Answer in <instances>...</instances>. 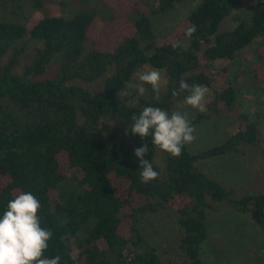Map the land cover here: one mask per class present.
I'll return each mask as SVG.
<instances>
[{"label":"trees","instance_id":"16d2710c","mask_svg":"<svg viewBox=\"0 0 264 264\" xmlns=\"http://www.w3.org/2000/svg\"><path fill=\"white\" fill-rule=\"evenodd\" d=\"M189 1L137 0L138 7L123 13L132 31L101 49L90 29L95 19L112 24L117 15L104 0H0V215L18 193L32 192L41 202V226L53 232L45 256L59 255L60 264H204L208 211L219 205L246 216L264 239V185L225 187L198 167L236 154L262 164L252 177L264 180L261 126L239 112L237 98L240 89H261L255 69L214 88L226 71L216 65L243 50L264 65V0H198L181 35L158 43L156 18ZM49 4L57 14L48 13ZM35 14L40 18L30 25ZM228 18L234 25L220 27ZM191 25L197 31L187 39ZM177 41L182 47L174 50ZM146 68L168 80L158 98L148 85L143 97L131 87ZM240 74L248 86L239 83ZM182 80L205 85L212 98L189 119L193 127L221 111L241 126L196 154L185 145L175 158L151 137L133 135L131 126L142 107L169 112L183 102L189 93L171 94ZM145 144V159L159 173L149 183L141 181L134 155ZM120 181L145 203L133 206L114 188ZM173 211L179 239L169 250L151 232ZM258 247L247 246L251 264H261Z\"/></svg>","mask_w":264,"mask_h":264},{"label":"rangeland","instance_id":"374dc122","mask_svg":"<svg viewBox=\"0 0 264 264\" xmlns=\"http://www.w3.org/2000/svg\"><path fill=\"white\" fill-rule=\"evenodd\" d=\"M116 12L114 22L112 24H104L98 18L95 19L89 35L96 40V44L101 49H110L112 44L117 40L119 35L129 34L132 29L125 20L123 13L126 10H131L139 6L137 0H104ZM198 0L189 1L186 4L178 6L172 13L166 16L156 18L154 30L158 43L169 42L180 36L185 26L187 25L186 16ZM245 2L243 5L246 7ZM143 9V8H141ZM46 10L50 14H57L58 9L52 5H47ZM144 10V9H143ZM146 11V10H145ZM40 15L35 14L31 18L30 25L36 22ZM234 25L233 21L228 18L221 24L222 28H231ZM264 56V48L261 50ZM251 66L255 69L258 77L257 84L260 85V90L251 88L250 90L240 89L237 94L238 110L241 113H246L250 119L257 121L261 126V137L264 140V65L255 64L254 57L250 49L241 51L236 58L227 63L216 65V69L225 68L226 71L219 74L221 83L214 85L215 89H219L227 79L232 78L239 72L244 71L246 67ZM149 70V69H144ZM143 71V70H142ZM239 83L249 85V82L240 74L238 77ZM138 83L136 78L135 84ZM93 91H97L98 87L94 86ZM130 93H133L131 90ZM212 98L210 93L205 97L204 105ZM251 100L252 102H249ZM161 109V108H160ZM187 112L189 119L196 113L200 112L183 104L176 102L172 105L169 113L173 111ZM239 122L236 117L221 111L219 116H214L209 120L197 124L194 132L195 140L191 144H187L188 151L196 154L199 151L210 148L218 144L224 134L234 132L239 127ZM241 126V125H240ZM264 143V141H263ZM64 166V165H63ZM62 166V167H63ZM263 165L258 162H251L246 156L228 154L227 156L201 161L198 167L211 178L217 180L225 187H248L251 189L259 188L264 185V180L261 178H253L258 167ZM71 174V171H67ZM114 188L118 192H123L128 195L133 206H139L145 203V199L134 193H128L122 181L113 182ZM155 230L151 234L164 246L166 249L177 247L179 236L175 228V212H171V217L155 221ZM207 228L209 239L202 246V259L204 264H251L247 253V246L255 244L261 247V251L255 252L257 257L262 258L261 264H264V239L251 225L248 218L240 215L225 205H219L214 211H208ZM258 247V248H259ZM73 255H76L74 251Z\"/></svg>","mask_w":264,"mask_h":264},{"label":"clouds","instance_id":"9594fccd","mask_svg":"<svg viewBox=\"0 0 264 264\" xmlns=\"http://www.w3.org/2000/svg\"><path fill=\"white\" fill-rule=\"evenodd\" d=\"M196 25L187 27L184 35L191 39L196 33ZM182 47L177 41L173 49ZM146 67V66H145ZM138 83L131 85L139 96L146 94V87H151L159 97L161 91L168 85V80L161 70L149 69L136 73ZM181 92L189 93L184 97L183 104L190 108L206 111L204 100L208 95L205 85H189L185 81L179 84V90L171 94L177 97ZM127 94V93H125ZM131 133L142 139L151 137L152 144L162 152L178 158L187 144L195 140V128L192 126L187 112L161 110L158 107H142L140 114L133 115ZM149 151L147 144L135 149L134 155L140 162V178L143 183H149L158 178L150 160L145 159ZM40 200L32 192H20L7 202L6 209L0 215V264H60L61 257L45 256L53 232L41 226L39 212Z\"/></svg>","mask_w":264,"mask_h":264}]
</instances>
